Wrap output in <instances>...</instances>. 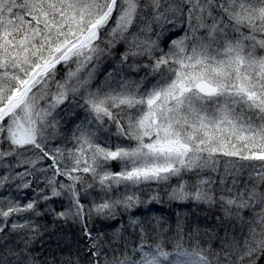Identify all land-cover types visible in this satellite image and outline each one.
Listing matches in <instances>:
<instances>
[{"label": "snow or ice", "instance_id": "obj_1", "mask_svg": "<svg viewBox=\"0 0 264 264\" xmlns=\"http://www.w3.org/2000/svg\"><path fill=\"white\" fill-rule=\"evenodd\" d=\"M0 264H264V0H0Z\"/></svg>", "mask_w": 264, "mask_h": 264}]
</instances>
